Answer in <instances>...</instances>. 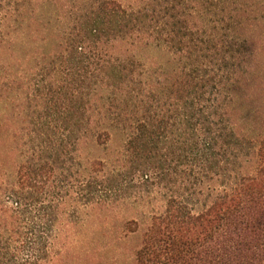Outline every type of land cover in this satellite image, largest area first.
I'll use <instances>...</instances> for the list:
<instances>
[{"label":"trees","instance_id":"obj_1","mask_svg":"<svg viewBox=\"0 0 264 264\" xmlns=\"http://www.w3.org/2000/svg\"><path fill=\"white\" fill-rule=\"evenodd\" d=\"M217 6L222 16L209 21L215 30L235 14L237 27L246 28L250 19L257 28L264 21V0H220ZM177 11L123 8L110 0L66 11L73 21L60 27L53 58L63 65L65 80L71 76L77 142L88 127L95 129L96 145L103 134L108 142L117 131L124 137L125 158L162 160L160 177L171 172L170 164L165 168L170 157L188 166L176 173L184 179L186 198L172 196L166 212L154 218L137 251L138 264H264V130L248 133L242 125L252 114L235 116L254 82L255 55L245 34L234 28L231 37L208 34L195 23L189 28ZM225 12L234 15L226 18ZM163 13L167 16L159 17ZM150 46L179 55L183 70L161 80L162 71H169L160 66L152 75L136 52ZM153 76L158 87L149 82ZM31 149L33 157L18 168L17 179L0 177V264H47L56 223L70 208L81 212L65 200L69 191L59 180L57 162H41L44 146ZM7 153L0 145V176L15 173ZM104 163L113 165L95 160L101 171ZM81 165L79 190L88 176ZM101 189L97 185L95 192Z\"/></svg>","mask_w":264,"mask_h":264},{"label":"rangeland","instance_id":"obj_2","mask_svg":"<svg viewBox=\"0 0 264 264\" xmlns=\"http://www.w3.org/2000/svg\"><path fill=\"white\" fill-rule=\"evenodd\" d=\"M95 1L105 0L0 1V145L8 152L6 160L15 170L14 175L4 173L0 177L9 180L14 176L17 179L18 168L27 159H32L31 148L39 144L46 150L41 153V162L45 163L49 158L57 162L59 180L68 187L69 192L64 193L68 205L74 204L81 209L80 213L72 214L70 208L64 219L56 223L57 240L47 264H138L137 251L154 218L166 212L172 196L186 198L188 194L181 184L184 179L177 175L178 171H187L188 166L180 165L176 158L170 157L171 161L165 163V168L171 165L169 175L160 177L162 160L155 157L140 159L137 155L125 158L124 137L117 131H111L113 136L108 142L103 134L101 145H96L95 129L88 127L81 144L77 142L78 128L73 126V92L69 85L71 76L69 81L65 80L63 65L53 57L59 52L57 36L60 27L66 21H73L66 11L78 12L84 5ZM110 1L123 8H175L182 16L180 20L189 23V28L195 23V26L205 27L208 34H229L231 37L234 35L231 28L235 29V34H245L255 55L251 61L255 77L235 116L251 113L252 118L242 128L248 133L250 128L264 130V21L257 28L252 27L250 19L246 28L237 27L240 16L231 12L226 15L225 12L226 18L234 15L233 21L221 23L215 30L209 21L217 20L216 14L221 15V7L217 6L220 0ZM185 9L190 10L180 13ZM18 10L22 13L19 14ZM81 16L83 14H76L78 19H82ZM163 16L167 15H159ZM136 52L142 60V67L152 75L160 66L169 71L160 70L161 80L166 75L174 77L176 72L183 70L184 61L164 46L141 47ZM155 79L157 76L149 79L153 86H157ZM106 92V89L101 91ZM48 146L53 151H49ZM79 152L81 158H78ZM37 154L35 159L38 160ZM156 154L154 151L151 155ZM103 159L111 160L113 165L104 163L108 167L101 171L102 167L96 166L95 160ZM80 162L83 163L82 169L88 167V176L81 179L84 180L81 190L85 191L78 189L82 184L77 173L79 169L81 171ZM153 172L159 175L157 179H154ZM145 174L149 176L145 177ZM100 184L101 191L95 192V187ZM195 209H201V202Z\"/></svg>","mask_w":264,"mask_h":264}]
</instances>
